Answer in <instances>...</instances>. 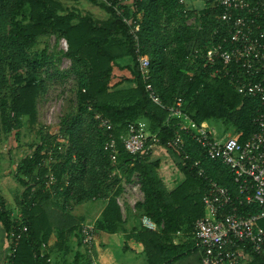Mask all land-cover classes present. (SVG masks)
I'll use <instances>...</instances> for the list:
<instances>
[{
    "label": "trees",
    "instance_id": "1",
    "mask_svg": "<svg viewBox=\"0 0 264 264\" xmlns=\"http://www.w3.org/2000/svg\"><path fill=\"white\" fill-rule=\"evenodd\" d=\"M81 1L97 5L107 18L98 20L66 6ZM135 1L138 12H143L142 52L150 57L152 83L163 105L171 106L182 98L184 113L196 122L208 121L226 131L242 132V141H246L256 131L253 120L259 101L239 95L230 80L190 64L193 50L202 48L220 27L219 12L195 5L185 12L178 0ZM132 13L137 14L127 7V15ZM192 17L195 23L190 25ZM52 36L68 44L63 55L71 67L65 76L74 78L77 100L76 108L62 118L56 136L44 134L38 103L49 80L63 74L55 68L48 74L52 64L47 49L35 51L41 39ZM96 115L110 121L117 138L129 124L145 121L150 132L158 134L159 146L176 159L182 178L173 181L170 189L160 176V159L130 155L121 142L116 166L120 174L111 176L115 167L105 150L109 132L101 128ZM168 117L169 111L150 99L135 41L113 8L99 0H0V145L7 143L12 147L8 153H13L12 149L22 146L23 130L39 139L24 144L31 152L14 174L20 188L18 216L0 196V225L11 251L20 236L16 252L6 256L5 264H50L51 253L65 246L67 233L78 232L81 240L82 225H69L72 217L67 207L72 203L108 200L95 223L97 233L118 232L129 223L130 212L123 222L117 197L123 194V181L133 183L135 177L144 197L136 204L135 218L148 215L159 226L155 232L141 225L132 227L131 236L143 245L146 264H189L187 261L199 253L194 227L204 215L202 198L208 182L216 181L233 195L238 191L228 167L205 158L192 139L185 136L183 150L169 145L176 128L175 120L168 122ZM60 138L67 139V145L61 144ZM50 152L54 160L47 165ZM196 161H200L204 177L193 167ZM50 174L56 182L48 186ZM261 225L264 227V221ZM55 231L54 247L41 257ZM248 264H264V255L255 256Z\"/></svg>",
    "mask_w": 264,
    "mask_h": 264
},
{
    "label": "built area",
    "instance_id": "2",
    "mask_svg": "<svg viewBox=\"0 0 264 264\" xmlns=\"http://www.w3.org/2000/svg\"><path fill=\"white\" fill-rule=\"evenodd\" d=\"M99 1L113 8L129 27L135 41V54L145 89L154 104L169 111L168 122L175 120L173 125L176 130L169 145L183 150L185 136L189 137L201 147L205 158L220 161L228 167L237 186L238 194L233 195L229 188L216 181L208 182L202 198L204 215L197 219L194 227L201 264H248L255 256L264 255V227L261 225L264 221V0H178L185 12H189L193 5L219 12L217 18L220 27L202 48L193 50L190 64L196 70H209L213 76L230 80L239 95L259 101L260 108L253 120L256 131L244 142L242 132L226 131L208 121L196 122L184 113L182 98H177L171 106H164L152 83L150 57L142 52L139 33L143 12H138L137 2ZM127 7L137 12L136 16L133 13L128 16ZM192 19L195 21L194 17ZM62 41L67 51V42ZM96 120L101 128L109 132L105 150L115 167L111 176L119 173L116 169L120 154L118 142L122 143L125 152L140 158L151 156L159 146L158 134L150 132L145 121L129 124L126 131L117 138L109 120L100 115H96ZM49 158L54 159L51 152ZM199 166L200 161L193 164L194 168H198V175L204 177L205 171ZM55 182V176L50 174L48 186ZM134 182L133 190L143 195L137 177ZM250 209L259 212L252 213ZM141 223L146 230H159L158 224L148 215L141 218ZM23 232H27V228ZM96 234L94 222L82 224L81 244L90 257L89 264H98L94 257ZM19 239L20 236L16 238L12 251L9 247L7 258L16 252ZM44 249L41 257H44Z\"/></svg>",
    "mask_w": 264,
    "mask_h": 264
},
{
    "label": "crops",
    "instance_id": "3",
    "mask_svg": "<svg viewBox=\"0 0 264 264\" xmlns=\"http://www.w3.org/2000/svg\"><path fill=\"white\" fill-rule=\"evenodd\" d=\"M11 155H13V153H11ZM11 160L13 161V157ZM0 164H2L1 160ZM17 165L18 164H16V169ZM15 172L9 170L4 171L3 167L0 166V196L3 197L5 203L11 209L17 207V205L15 206L14 204H16L17 196L20 192L19 184L14 177ZM4 181L10 182L11 189L6 187L7 182L5 184ZM167 183L169 184V188L172 189L173 186H171V183L168 181ZM129 184L130 183L123 181L124 191L122 195L117 197V201L121 208L122 221L125 222L127 220L129 212L130 221L129 223L120 226V230L116 233L98 231L94 250V257L98 261V264H146V257L143 253V245L131 236L133 226H142L141 220L135 218V212L137 202H143L144 197L143 195L138 197L131 195L128 187ZM11 201H13V205L11 204ZM107 203L108 200L105 199L94 200L88 203H72L67 207V214L72 217L69 225L74 226L77 223L82 225L85 222L97 223ZM0 234V264H5L10 243L7 238V234L1 225ZM65 240V246L56 252L54 251L51 253L49 263L56 260V262L61 264L65 262L70 264H89L90 257L82 248L78 232L73 234L67 233ZM56 241L57 231L53 234L52 239L49 242V247L47 248V245L45 250L47 249L48 252H50ZM198 255L200 257L199 253Z\"/></svg>",
    "mask_w": 264,
    "mask_h": 264
},
{
    "label": "rangeland",
    "instance_id": "4",
    "mask_svg": "<svg viewBox=\"0 0 264 264\" xmlns=\"http://www.w3.org/2000/svg\"><path fill=\"white\" fill-rule=\"evenodd\" d=\"M66 6L70 9H76L83 14H92L96 19L103 20L107 18V13L102 10L97 5L89 2V1H81L79 3H67ZM193 18V17H192ZM188 21L189 24H194V20ZM44 48L47 49V54L50 58L52 67L47 69L48 74H52L55 70H58L63 76H57L54 79L49 80L47 83V90L43 97L40 98L38 103V110H39V122L40 125L44 128V134H50L52 136H56L60 129V122L62 118L68 114L72 108H76L77 100L75 94V80L72 76L66 77L65 73L70 69L71 62L67 59L63 53L66 51L63 46V41L58 39L56 36H52L50 38L41 39L39 44L36 46L35 51L40 53ZM214 125V124H213ZM217 125V126H216ZM214 126L221 127L220 124H216ZM21 147H17L12 149L13 155H11L9 150L12 147L7 143L0 145V166L3 167L4 171L9 170L12 172L16 171V164H19L26 155L30 154L31 150L24 144L30 141L39 142V139L35 137L34 133L28 134L26 131L23 130L22 137L20 139ZM61 144L67 145V139L60 138ZM17 146V143H15ZM64 145V146H65ZM63 150H66V147H63ZM13 157V161L11 158ZM51 158V157H50ZM49 157L46 160V163L49 165L53 162L54 159H50ZM151 160L160 159L161 160V167H160V176L164 178V180L171 183V186L174 187L172 182L176 180H180L182 177L179 174L176 165H175V158L169 157L168 152L166 149L158 146L156 147L152 154ZM166 172V173H165ZM4 174V173H3ZM7 175V174H4ZM10 175V174H9ZM8 176V175H7ZM13 177V176H12ZM5 180V179H4ZM7 181H4L6 184ZM134 183H130L128 185L129 192L134 197L141 196L140 191H134ZM6 187L10 188V182H7ZM11 189V188H10ZM13 205V201H11ZM17 205L16 208H12L14 211L15 216L19 215L20 209L16 202L14 204ZM13 207V206H12ZM2 234V233H1ZM0 234V235H1ZM54 240V239H53ZM1 244V242H0ZM49 245L47 246V248ZM9 251V247H8ZM48 250L44 249V253H47ZM56 252V250H55ZM189 264H200L199 263V255H193L190 261H187ZM61 264L52 261L50 264ZM62 264H70L68 262Z\"/></svg>",
    "mask_w": 264,
    "mask_h": 264
}]
</instances>
